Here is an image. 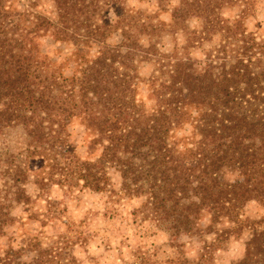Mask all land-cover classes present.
Masks as SVG:
<instances>
[{
	"label": "trees",
	"instance_id": "trees-1",
	"mask_svg": "<svg viewBox=\"0 0 264 264\" xmlns=\"http://www.w3.org/2000/svg\"><path fill=\"white\" fill-rule=\"evenodd\" d=\"M49 1L51 15L38 0H0V236L16 205L69 228L33 202L51 205L53 190L107 192L120 208L133 203L138 237L211 233L225 218L233 226L217 235L249 232L232 264H264V217L240 213L264 204V29L245 25L261 0H155L151 11ZM46 37L62 46L57 63ZM74 121L88 155L72 143ZM25 249L28 259L6 247L0 264L63 262L61 247L37 237Z\"/></svg>",
	"mask_w": 264,
	"mask_h": 264
},
{
	"label": "rangeland",
	"instance_id": "rangeland-1",
	"mask_svg": "<svg viewBox=\"0 0 264 264\" xmlns=\"http://www.w3.org/2000/svg\"><path fill=\"white\" fill-rule=\"evenodd\" d=\"M128 4L147 11L156 10L155 0H128ZM38 11L51 15L49 0H38ZM159 18L168 20V13L161 12ZM248 29L259 26L264 29V0L258 2L255 12L245 20ZM43 52L56 63L59 60L55 54L57 48H62L50 38L41 40ZM163 47H170L171 41L167 37L161 39ZM63 47L61 53H66ZM72 143L76 151L88 155L92 148L87 144L81 126L74 121L71 127ZM111 187L117 189L119 177L116 172H111ZM29 194H35L37 188L34 184H27ZM51 205L45 202L42 196L39 203L33 202V207L38 205V214L45 213L50 208L52 214L69 224L67 228L62 223L43 222L44 216L33 218L29 210L23 205H16L12 209L14 220L5 226L0 236V252L8 246L19 250L22 258L28 259L31 254L26 251L28 240L39 238L43 247H61L62 264H180L187 259L190 264H232L243 253V241L248 232L243 228L240 233H231L228 236L217 235L218 232L233 224L221 219L214 225L211 233L199 231L194 234L172 235L164 230H157L148 237H138L139 232L131 222L128 209L133 203L121 207L118 201L110 199L107 192H78L75 195H66L54 190ZM35 203V204H34ZM32 207V208H33ZM118 214L113 216L114 214ZM242 219H258L264 217V204L257 200L247 202L241 210ZM208 223L206 218L200 221L201 228ZM80 234V235H79ZM220 234V233H219ZM67 237V242L61 236ZM76 235V236H75ZM56 241V242H55ZM140 251L146 257L140 258Z\"/></svg>",
	"mask_w": 264,
	"mask_h": 264
}]
</instances>
